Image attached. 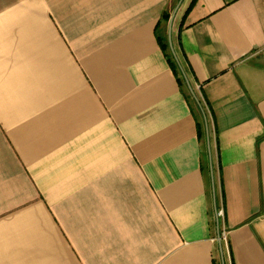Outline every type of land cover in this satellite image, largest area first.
<instances>
[{
  "label": "crops",
  "instance_id": "0c3cea01",
  "mask_svg": "<svg viewBox=\"0 0 264 264\" xmlns=\"http://www.w3.org/2000/svg\"><path fill=\"white\" fill-rule=\"evenodd\" d=\"M0 264H264V0H0Z\"/></svg>",
  "mask_w": 264,
  "mask_h": 264
},
{
  "label": "trees",
  "instance_id": "16d2710c",
  "mask_svg": "<svg viewBox=\"0 0 264 264\" xmlns=\"http://www.w3.org/2000/svg\"><path fill=\"white\" fill-rule=\"evenodd\" d=\"M167 18V22L169 21V18L168 17H166ZM167 51H168V54H169V60H170V63H171V65H172V67L174 68V69H180L181 70V72L183 71L182 70V68H181V64H179V62L177 61V59L175 58V56H174V54H173V52H172V50L170 49V47H169V45L165 48ZM222 234V232H220V235Z\"/></svg>",
  "mask_w": 264,
  "mask_h": 264
},
{
  "label": "water",
  "instance_id": "95a60500",
  "mask_svg": "<svg viewBox=\"0 0 264 264\" xmlns=\"http://www.w3.org/2000/svg\"><path fill=\"white\" fill-rule=\"evenodd\" d=\"M172 22H173V18H171V20H170V32H171ZM169 44H170L171 50L174 52V48H173V45H172L171 36H169ZM190 88H191V87H190ZM211 172H212V175H213L212 164H211ZM219 243H220V245H221V243H222V240H221L220 238H219Z\"/></svg>",
  "mask_w": 264,
  "mask_h": 264
},
{
  "label": "built area",
  "instance_id": "2783aa9c",
  "mask_svg": "<svg viewBox=\"0 0 264 264\" xmlns=\"http://www.w3.org/2000/svg\"><path fill=\"white\" fill-rule=\"evenodd\" d=\"M223 216V211L221 210L220 212H218V217H222ZM220 239L221 240H224L226 239V233L223 232L221 235H220Z\"/></svg>",
  "mask_w": 264,
  "mask_h": 264
}]
</instances>
